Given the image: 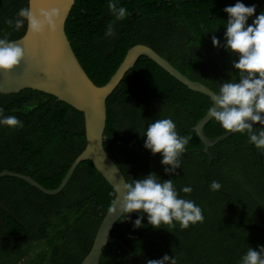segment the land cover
<instances>
[{"label": "trees", "instance_id": "obj_1", "mask_svg": "<svg viewBox=\"0 0 264 264\" xmlns=\"http://www.w3.org/2000/svg\"><path fill=\"white\" fill-rule=\"evenodd\" d=\"M242 2L256 4L257 15L264 10V0ZM120 3L128 16L115 22L114 37L104 36L114 19L108 0H75L66 21L73 50L96 85L106 84L127 51L139 43L214 92L222 80L236 78L237 70L232 68L236 57L211 42L213 35L223 42L222 24L228 18L223 8L236 0ZM24 7L28 0H0V37L16 40L25 34L26 21L18 30L6 22ZM210 99L145 56L107 98L104 147L127 182L155 172L163 180L171 178L178 191L190 185L193 191L180 196L202 208L204 221L186 229L178 223L154 229L145 219L144 227L134 229L137 214H129L130 219L124 215L111 233L117 240L104 248L99 264H146L166 253L176 264H239L248 246L264 245V153L248 143L246 133H234L209 147L213 157L209 165L193 127L206 115ZM0 107L23 122L22 128L0 126V172L29 175L50 189L59 186L86 147L84 114L34 89L0 93ZM167 117L180 135L189 138L181 169L173 177L164 173L160 155L143 147L147 125ZM205 132L211 138L227 133L213 119ZM213 180L222 185L220 190H211ZM115 194L89 160L81 161L54 195L18 177H0V201L12 213L0 206V264H80ZM24 228L27 235L20 238Z\"/></svg>", "mask_w": 264, "mask_h": 264}, {"label": "clouds", "instance_id": "obj_2", "mask_svg": "<svg viewBox=\"0 0 264 264\" xmlns=\"http://www.w3.org/2000/svg\"><path fill=\"white\" fill-rule=\"evenodd\" d=\"M107 7L114 19L107 25L104 36L111 38L115 35V22L124 20L128 11L120 0H108ZM223 12L228 17L222 24L225 28L223 42L215 35L211 42L213 47H222L236 57L232 61V68L237 70L236 78L222 80L218 91L212 93L207 117L228 133H246L248 143L264 153V10L257 15L256 4L246 6L242 0H236L234 5L225 6ZM57 16L55 8L37 15L31 7H24L15 18L6 22L18 30L26 21L33 34H42L45 30L55 29ZM24 57L25 49L19 43L7 36L0 37V72L13 70ZM0 126L22 128L23 122L15 115L5 114L4 108L0 107ZM142 137H145L144 149L154 156L160 155L164 173L169 177L177 176L189 138L180 135L173 119H155L147 125ZM221 187L218 181L211 182V190L217 191ZM119 191L123 193L120 200L122 215L130 219L129 214H137L132 221L134 229L144 227L142 221L145 219L154 229L162 228L161 225L175 227L176 223L186 229L204 221L202 208L193 200L180 196V192L190 194L192 187L184 186L178 191L171 178L163 180L155 172L139 179L132 178ZM111 211L115 213L116 209ZM146 264H176V259L166 253L161 258L146 260ZM239 264H264V245L248 246Z\"/></svg>", "mask_w": 264, "mask_h": 264}, {"label": "water", "instance_id": "obj_3", "mask_svg": "<svg viewBox=\"0 0 264 264\" xmlns=\"http://www.w3.org/2000/svg\"><path fill=\"white\" fill-rule=\"evenodd\" d=\"M75 0H28L34 14L57 10V25L54 30H45L42 34H33L28 27L25 34L16 40L24 49L25 57L21 64L13 70L0 72V93H18L23 89H34L55 96L58 100L67 103L84 114L86 147L77 156L63 177L59 186L46 188L29 175L16 173L9 170L0 172V177L15 176L39 188L47 194H57L66 186L81 161L89 160L97 171L114 188L115 198L102 216L92 246L80 264H99L104 248L117 239L111 236L117 221L123 216L120 211L122 186L127 182L121 169L104 147L106 139L105 128L107 124V98L119 86L127 71L134 67L141 56H145L167 71L171 76L186 85L189 89L205 94L211 98L214 92L198 80L190 79L178 70L171 62L161 56L152 47L146 44H136L126 53L111 79L104 85H96L86 73L77 58L73 47L66 34V21ZM211 119L204 115L193 127L203 143L204 152L212 162L209 147L217 144L234 133H225L216 138L206 135L205 126ZM253 129L258 131L256 125ZM0 206L10 213L0 201ZM110 209H116L110 212ZM17 219V218H16ZM25 233L20 238H25Z\"/></svg>", "mask_w": 264, "mask_h": 264}, {"label": "flooded vegetation", "instance_id": "obj_4", "mask_svg": "<svg viewBox=\"0 0 264 264\" xmlns=\"http://www.w3.org/2000/svg\"><path fill=\"white\" fill-rule=\"evenodd\" d=\"M25 259H26V258H25ZM25 259H24V260H25ZM24 260H23V261H24Z\"/></svg>", "mask_w": 264, "mask_h": 264}]
</instances>
